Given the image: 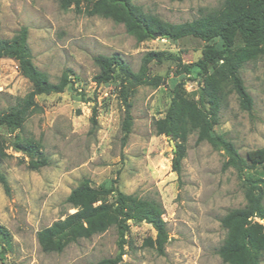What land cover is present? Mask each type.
Here are the masks:
<instances>
[{
  "label": "rangeland",
  "instance_id": "1",
  "mask_svg": "<svg viewBox=\"0 0 264 264\" xmlns=\"http://www.w3.org/2000/svg\"><path fill=\"white\" fill-rule=\"evenodd\" d=\"M132 2L164 22L182 24L217 9L223 0ZM58 4V0H0V39L9 40L24 27L32 63L50 82H57L65 70L71 72V84L60 94L38 96L41 113L24 123L22 135L39 144L48 160L45 167L27 169V159L11 148L9 134L0 128L7 155L1 172L9 188L6 195L0 184V225L12 237V249L0 254V264H99L116 256L115 228L70 244L58 254L43 253L37 243L38 231L72 213L65 199L84 179L93 187L115 185L125 194L156 199L162 206L168 233L163 255L144 243L155 237L149 225L129 222L119 264H223L216 253L225 236L219 221L245 204L236 172L223 171V153L205 142L196 144L192 134L184 143L177 177L171 170L176 143L154 131V122L164 117L177 86L186 97L198 100L196 71L176 75L173 60L150 63L149 76L159 77L161 84L130 90L132 126L125 142L120 76L115 73L105 85L93 82L98 73L93 58L98 55H118L137 72L147 52H165L187 65L201 57L205 44L192 37L176 42L155 37L138 43L122 25L86 16L90 2L81 4L80 14L73 8L63 11ZM240 76L252 108L250 112L240 109L236 96L228 93L214 133L224 135L246 157L264 147V58L244 64ZM30 90L17 63L1 59L0 109ZM93 108L97 127L91 130Z\"/></svg>",
  "mask_w": 264,
  "mask_h": 264
},
{
  "label": "trees",
  "instance_id": "2",
  "mask_svg": "<svg viewBox=\"0 0 264 264\" xmlns=\"http://www.w3.org/2000/svg\"><path fill=\"white\" fill-rule=\"evenodd\" d=\"M83 2H90L84 10L86 16H97L122 25L126 34L138 43L158 34L160 39L171 42L192 37L205 44L201 57L187 65H182L180 60L165 52H147L137 72H133L118 55H98L93 58L98 68L93 82L105 85L113 80L115 73L120 76L121 132L125 142L132 126L130 90L139 86L156 88L161 84L159 77L149 76L148 65L173 60L177 62L176 75H190L196 71L200 79L198 100L186 97L177 86L164 117L154 122L155 134L176 143L171 170L177 177H180L185 156L184 143L190 135L195 134L196 144L205 142L213 150L223 153L222 170L231 168L236 172L245 204L228 211L220 219L225 236L216 253L223 264H262L264 147L242 157L230 140L214 133V127L218 124L219 110L228 93L236 96L240 109L250 112L252 108V99L244 87L240 70L244 64L264 58V0H223L217 9L205 11L198 18L182 24H170L145 13L132 0H58V5L63 11L73 8L76 14H80ZM27 39L28 32L24 27L11 39H0V60H14L20 75L31 85V90L24 97L16 98L14 104L6 109H0V128L9 134L11 148L27 159V169L38 171L48 164V160L37 142L22 135L24 123L32 115L41 113L42 109L36 102L38 96L60 94L71 84V72L65 70L57 82H50L47 74L32 63ZM90 123L91 130L96 129L94 108ZM6 157L0 140V184L7 195L8 184L1 172L2 161ZM65 204L73 210L72 213L36 233L43 253H62L70 244L115 228L118 253L99 264H119L124 254L129 222H133L145 223L154 230L155 237L146 239L144 243L163 255L168 233L162 218V206L156 199L125 194L115 185L108 189L93 187L89 180L84 179L70 191ZM11 249L12 237L0 225V254Z\"/></svg>",
  "mask_w": 264,
  "mask_h": 264
},
{
  "label": "water",
  "instance_id": "3",
  "mask_svg": "<svg viewBox=\"0 0 264 264\" xmlns=\"http://www.w3.org/2000/svg\"><path fill=\"white\" fill-rule=\"evenodd\" d=\"M155 37L159 38V35L157 34V35H155ZM169 141H172V140L169 138Z\"/></svg>",
  "mask_w": 264,
  "mask_h": 264
}]
</instances>
